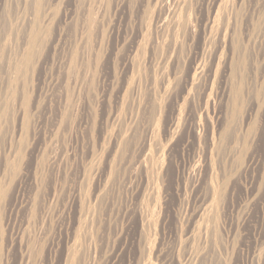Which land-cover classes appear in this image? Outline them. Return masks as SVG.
Masks as SVG:
<instances>
[{"label": "rangeland", "instance_id": "1", "mask_svg": "<svg viewBox=\"0 0 264 264\" xmlns=\"http://www.w3.org/2000/svg\"><path fill=\"white\" fill-rule=\"evenodd\" d=\"M0 264H264V0H0Z\"/></svg>", "mask_w": 264, "mask_h": 264}, {"label": "bare ground", "instance_id": "2", "mask_svg": "<svg viewBox=\"0 0 264 264\" xmlns=\"http://www.w3.org/2000/svg\"><path fill=\"white\" fill-rule=\"evenodd\" d=\"M222 33V32H221ZM205 36V35H204ZM191 38V37H190ZM203 40H204V38H203ZM207 43V42H206ZM165 47V46H164ZM174 47V46H173ZM179 49V48H178ZM170 53V52H169ZM173 56V55H172ZM197 74V73H196ZM186 79V78H185ZM42 224V223H41ZM40 230H41V228H40Z\"/></svg>", "mask_w": 264, "mask_h": 264}]
</instances>
